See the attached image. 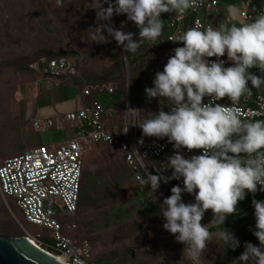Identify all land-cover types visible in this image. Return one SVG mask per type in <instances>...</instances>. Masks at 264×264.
<instances>
[{"label": "clouds", "instance_id": "clouds-1", "mask_svg": "<svg viewBox=\"0 0 264 264\" xmlns=\"http://www.w3.org/2000/svg\"><path fill=\"white\" fill-rule=\"evenodd\" d=\"M201 2L88 0V8L95 9L99 21L89 28V39L103 43L111 37L123 53H134L143 42L156 43L163 29L162 13H174L175 19L181 20L186 11L195 10ZM64 3L65 0H54L56 6ZM227 10L229 16H235L233 5H227ZM114 14H125L127 20L136 24L138 39L133 40L131 31L105 23ZM168 39L181 41L182 46L172 50L163 70L155 72L152 86L144 89L146 97L158 98L161 107L155 113H144L143 118L141 110L127 109L120 131L127 132L129 125L138 126L142 137H166L176 149L166 158L164 168L172 170L169 176L145 171L137 180L139 185L148 186L149 197L155 198L162 182L182 178L183 186L172 185L170 195L159 206L164 219L162 227L184 245L182 255L193 264H201L200 254L214 235L226 248L235 250L240 246L235 234L225 229V218L237 212V202L244 199L245 190L264 192V118H252L241 104L254 88L257 107L250 111L264 114V76L250 71L255 67L264 73V8L243 23L213 27L196 22ZM225 55L232 62L228 66L220 59ZM213 56L215 60L208 59ZM204 97L207 101H203ZM224 97L228 103H216ZM182 148L200 152L185 157ZM185 192L193 195V202L182 200ZM251 205L255 217L252 235L259 243L244 241V251L236 257V264H264V199L253 198ZM207 209H211L213 216L209 223L202 224ZM210 223L223 227L210 232ZM62 255L64 259L59 264H85L80 249L70 248Z\"/></svg>", "mask_w": 264, "mask_h": 264}, {"label": "rangeland", "instance_id": "rangeland-1", "mask_svg": "<svg viewBox=\"0 0 264 264\" xmlns=\"http://www.w3.org/2000/svg\"><path fill=\"white\" fill-rule=\"evenodd\" d=\"M65 2L67 6L60 10L54 0H0V164L5 158L16 156L28 147L53 145L63 141L66 136L68 139L77 137L73 130L53 129L37 133L28 121L21 120L25 112L23 98L27 89L42 76V64L49 59L43 51H96L101 46L100 43L91 41L88 35L91 31L89 28L97 24L94 9L88 8L87 1ZM234 8L239 9L238 4ZM83 59L87 71L101 73L111 66V61L105 57L83 56ZM99 95L100 103L112 109L118 107L123 98L120 91ZM126 110L125 107L124 111ZM124 111L119 115L121 121L126 116ZM121 155L118 150L105 147H95L88 153L84 167L85 179L87 175L91 179L101 175L112 181L121 177L123 182L121 186L109 184L105 201L100 200L99 193L91 191L90 200L80 208L73 220L68 221L77 224V228L70 234L89 239L94 258L107 255L115 259L111 264H193L192 260L182 255V243L172 239L173 236L170 235L161 238L156 230L151 229V226L157 224V220L153 218L140 217L131 209L128 221L111 225L112 213L120 208L125 198H135L137 187L135 184L124 183V177L127 176L120 169L125 166L119 157ZM113 159L121 162L117 165ZM140 199V204H144V200ZM210 221L211 219L201 223ZM99 226L105 227L101 229ZM38 230L25 224L15 201L4 197L0 192V234L18 238L26 236V231L35 233ZM42 234L44 243H53L46 231ZM145 239H153L154 246L147 251H135L121 261L116 259L118 254L133 243ZM217 239L215 236L206 242V247L200 254L201 264H212L219 257Z\"/></svg>", "mask_w": 264, "mask_h": 264}, {"label": "built area", "instance_id": "built-area-1", "mask_svg": "<svg viewBox=\"0 0 264 264\" xmlns=\"http://www.w3.org/2000/svg\"><path fill=\"white\" fill-rule=\"evenodd\" d=\"M218 0H202L195 10L189 9L181 20L173 15L169 28V37L192 27L196 22L201 25L214 23L207 18L216 12L219 6ZM260 10L250 12L242 10L241 17L246 21L254 17ZM191 17L190 25L186 24ZM168 37V38H169ZM174 44V40H170ZM173 54V51L171 50ZM215 60L216 57H209ZM225 66L230 65L225 56ZM42 75L49 78L67 81L73 76H78L75 63L67 56L47 60L42 64ZM94 91L97 93L93 94ZM112 94L113 86H86L82 89L81 107L77 111L59 114L56 117H33L28 124L37 132L51 130H73L77 137L66 139L53 145H40L30 148L16 156L5 159L0 164V192L4 197L15 200L25 224L38 228L35 233H28V237L36 246L44 249L57 258L64 259L62 253L71 249H80V258L85 264H92V246L87 240H76L69 236V232L76 228L75 223L68 221L74 218L81 190L83 163L88 153L98 144L115 146L124 156L127 166L133 173L135 182L139 185L137 177L149 172L144 160L160 157L166 150L172 149L167 138H155L141 136L138 126L129 125L127 132H122L121 127L126 121V116L120 127L113 123L114 109L104 107L95 98L96 94ZM257 96L253 103L248 105L241 101L242 106L248 110L247 114L254 119L264 118V114L256 115L251 109L257 107ZM207 97L203 101H207ZM127 101V100H126ZM216 103L226 104V97ZM126 109L135 108L127 101ZM139 110V109H138ZM141 110V109H140ZM149 113H153L150 111ZM140 112V117L143 118ZM142 139V143H138ZM181 153L188 157L199 154V149L187 150L182 148ZM143 156H137V154ZM145 166V169H141ZM158 173V172H157ZM181 187L182 178L176 180ZM259 188V185L257 186ZM46 231L52 244L42 241V232Z\"/></svg>", "mask_w": 264, "mask_h": 264}, {"label": "trees", "instance_id": "trees-1", "mask_svg": "<svg viewBox=\"0 0 264 264\" xmlns=\"http://www.w3.org/2000/svg\"><path fill=\"white\" fill-rule=\"evenodd\" d=\"M83 2H88V0H81ZM220 5H229L236 4L242 0H218ZM67 6L65 2L63 6H60V10H64ZM95 13V9H94ZM174 13H162L161 19L163 20V29L161 35L157 38L156 43L154 45L149 44L148 42H143L139 45L138 49L134 53H123L122 49L119 45L116 44L111 37H107V41L100 43L101 46L96 51H88L82 50L81 52H65V51H57V52H46L42 53L46 55L48 60L57 59L60 57L67 56L69 57L76 65L78 76H73L69 80L65 81L68 83H78V85L83 89L86 86H113L114 92L120 91L123 93V98L118 107L114 109V116L112 121L114 124L120 127L122 121L119 120V115L124 111L126 107V94L127 87L129 85L130 91V103L132 106L139 107L141 109V114L149 113L152 111L153 113L157 112L161 105L158 103V98H147L144 92L145 87L152 86V80L154 78V74L157 71H162L164 64L167 62L169 56L172 55L171 50H173L176 46H182L181 41H175L174 44L169 42L170 28L169 23L173 17ZM96 19V17H95ZM97 21V20H96ZM123 21V24L121 22ZM191 17L187 18L186 24L190 25ZM99 23V21H97ZM112 27L122 28L123 31H131L133 33V40L138 39V28L133 21L127 20L125 14L113 15L110 22ZM83 56H101L108 58L111 61V66L107 67L105 70L100 72H93L92 70L87 71L84 67L85 60ZM84 61V62H83ZM82 64H79L81 63ZM80 65V67L77 65ZM83 67V68H82ZM256 73H261L256 68ZM48 77V75H44ZM97 93L94 91L93 94ZM257 95V93H256ZM164 110L167 111V106L164 107ZM122 117V116H121ZM97 147H105L108 149L118 150L115 146H111L108 144H98ZM119 151V150H118ZM120 152V151H119ZM121 153V152H120ZM172 149L166 150L160 157L152 158L148 160H144L145 165L150 173L152 174H162L164 176H169L171 174V169L164 168L166 166V158L172 154ZM122 154V153H121ZM122 158L123 164L126 166H121L122 173L127 177H124V183L135 184L136 193L135 198L126 199L121 202V206L119 209H115V211L111 215L110 223L111 225H115L117 223H122L124 221H128L131 217L130 210H135L136 215L140 217H148L157 220V224L151 226L153 230H156L158 235L162 238L163 236H173L174 234L169 233L167 230H164L162 224L164 222L163 217L159 213V206L164 197L170 195V188L172 185L177 184L174 179L169 180L167 183H161L159 188L156 190L154 197H149L148 186L138 187V184L135 182L134 176L130 168L127 166L123 154L119 156ZM85 161L83 163L82 169V179H81V190L78 202V209L75 216L79 213L80 208L84 206L90 200V192L96 191L99 193V198L101 201H105L107 198V190L106 188L109 184H116V186L122 184L123 180L121 177H118L115 180H110L105 176H97L94 179H91L87 175L85 179L84 175V167ZM121 162V160H119ZM118 159H113L115 164H119ZM2 163V162H1ZM158 172V173H157ZM85 179V180H84ZM259 189V188H258ZM163 194H162V193ZM140 197L144 200V204H140ZM8 198V197H7ZM255 199H264V192L257 191L255 193H248L245 190V197L243 200L237 202V212L233 214H228L224 221V227L227 231L232 232L241 241L240 246H238L235 250L230 248H226L223 242L218 238L217 245L220 248L219 257L216 261L212 262V264H236V257L244 251V241H249L254 245H257L259 242L255 236L252 235V230L255 228V217L253 215V207L251 205V200ZM12 199V198H9ZM193 199V195L189 193H182V200L184 202L191 201ZM14 200V199H13ZM15 201V200H14ZM189 201V202H190ZM193 202V200L191 201ZM16 203V202H15ZM17 206V205H16ZM20 212V211H19ZM74 216V217H75ZM213 213L211 209L205 210L202 218V221H207L212 219ZM70 220H73L70 219ZM76 224V223H75ZM204 224V223H202ZM105 226H99V228L103 229ZM223 225H212L209 226L210 232H216L219 228H222ZM77 228V224H76ZM75 228V229H76ZM73 229L72 231H74ZM71 232V231H70ZM68 233L73 239L82 241L87 240L91 244L90 240L87 238H77L74 235ZM215 237V235L213 236ZM212 237V238H213ZM139 240V239H138ZM154 240H143L141 242L133 243L132 246L126 248L124 252H121L117 255L119 261L123 260L126 256H130L135 251H147L151 247L154 246ZM93 252V249H92ZM115 259L111 258L107 255H101L97 258H94L92 255V264H111L114 263Z\"/></svg>", "mask_w": 264, "mask_h": 264}, {"label": "crops", "instance_id": "crops-1", "mask_svg": "<svg viewBox=\"0 0 264 264\" xmlns=\"http://www.w3.org/2000/svg\"><path fill=\"white\" fill-rule=\"evenodd\" d=\"M236 4H238L239 9L235 8L236 14L234 17L229 16L226 8L227 5H219L216 12L207 16V18L214 23L215 27L219 26V24L227 26L232 23H243L246 21L241 17L242 10L253 12L256 10L261 11V9L264 8V0H242ZM232 5L234 6L235 4ZM228 62L232 63L231 61ZM250 71L258 76H264L263 74L256 73L255 67L250 69ZM249 87H251L250 84ZM252 91V95L244 100L248 105L253 103L257 93V90L254 88ZM81 97L82 89L78 83H68L42 75L37 81H35L34 85L27 89L26 96L23 98L25 112L22 115L21 120L25 122L33 117H56L59 114L77 111L81 107ZM99 97L100 95H95L97 100H99ZM66 139H68L67 136L64 140ZM34 147H37V145L28 147L22 152Z\"/></svg>", "mask_w": 264, "mask_h": 264}, {"label": "water", "instance_id": "water-1", "mask_svg": "<svg viewBox=\"0 0 264 264\" xmlns=\"http://www.w3.org/2000/svg\"><path fill=\"white\" fill-rule=\"evenodd\" d=\"M126 96L130 102L129 85ZM138 109L140 110L139 107ZM59 261L26 236L12 238L0 234V264H59Z\"/></svg>", "mask_w": 264, "mask_h": 264}, {"label": "bare ground", "instance_id": "bare-ground-1", "mask_svg": "<svg viewBox=\"0 0 264 264\" xmlns=\"http://www.w3.org/2000/svg\"><path fill=\"white\" fill-rule=\"evenodd\" d=\"M60 261L63 260L62 258H58Z\"/></svg>", "mask_w": 264, "mask_h": 264}]
</instances>
